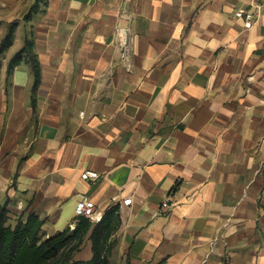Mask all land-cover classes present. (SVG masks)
Listing matches in <instances>:
<instances>
[{
  "label": "crops",
  "instance_id": "0c3cea01",
  "mask_svg": "<svg viewBox=\"0 0 264 264\" xmlns=\"http://www.w3.org/2000/svg\"><path fill=\"white\" fill-rule=\"evenodd\" d=\"M12 24L10 219L32 212L48 237L86 197L118 208L104 264H264V0H0V44ZM26 37L33 92L25 57L7 72ZM90 231L73 260L93 257Z\"/></svg>",
  "mask_w": 264,
  "mask_h": 264
},
{
  "label": "trees",
  "instance_id": "16d2710c",
  "mask_svg": "<svg viewBox=\"0 0 264 264\" xmlns=\"http://www.w3.org/2000/svg\"><path fill=\"white\" fill-rule=\"evenodd\" d=\"M15 26V24L10 26L2 40L0 54L11 45ZM23 57L27 59L33 72V92L39 83L40 68L31 38L24 39L23 46L9 61L8 74ZM117 211L116 206L109 208L94 225L89 219L79 216L78 223L73 228L68 227L46 237L42 232L44 220L32 212L24 211L17 216L15 223L11 224L8 201L0 203V264H104L106 254L104 244L118 223ZM88 231L91 232L93 257L87 261H75L73 254L80 249Z\"/></svg>",
  "mask_w": 264,
  "mask_h": 264
},
{
  "label": "built area",
  "instance_id": "2783aa9c",
  "mask_svg": "<svg viewBox=\"0 0 264 264\" xmlns=\"http://www.w3.org/2000/svg\"><path fill=\"white\" fill-rule=\"evenodd\" d=\"M242 13L240 12L239 15ZM251 15L246 14L245 15V26L251 27ZM98 177V174L94 171H85L82 173L81 178L85 181L87 180H93ZM171 206V197L166 196L165 199L162 201L161 208L162 209H168ZM76 216H83L87 219H89L92 222H98L101 219L100 212L96 211L94 203L90 201L86 197H82L79 200H77L74 208Z\"/></svg>",
  "mask_w": 264,
  "mask_h": 264
},
{
  "label": "rangeland",
  "instance_id": "374dc122",
  "mask_svg": "<svg viewBox=\"0 0 264 264\" xmlns=\"http://www.w3.org/2000/svg\"><path fill=\"white\" fill-rule=\"evenodd\" d=\"M9 223H11V224H14L15 223V219H10V221H9ZM59 231H61V230H59ZM63 231V230H62Z\"/></svg>",
  "mask_w": 264,
  "mask_h": 264
}]
</instances>
